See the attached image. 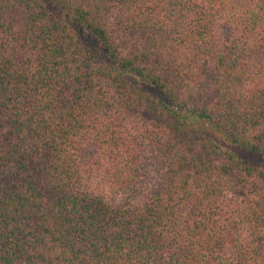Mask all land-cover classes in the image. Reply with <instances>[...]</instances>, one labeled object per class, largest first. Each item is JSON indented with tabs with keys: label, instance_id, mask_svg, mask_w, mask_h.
I'll return each mask as SVG.
<instances>
[{
	"label": "trees",
	"instance_id": "obj_1",
	"mask_svg": "<svg viewBox=\"0 0 264 264\" xmlns=\"http://www.w3.org/2000/svg\"><path fill=\"white\" fill-rule=\"evenodd\" d=\"M0 264H264V0H0Z\"/></svg>",
	"mask_w": 264,
	"mask_h": 264
}]
</instances>
